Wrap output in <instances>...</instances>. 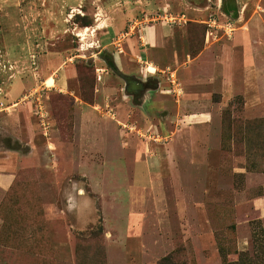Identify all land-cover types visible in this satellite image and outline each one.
Listing matches in <instances>:
<instances>
[{
	"label": "rangeland",
	"instance_id": "374dc122",
	"mask_svg": "<svg viewBox=\"0 0 264 264\" xmlns=\"http://www.w3.org/2000/svg\"><path fill=\"white\" fill-rule=\"evenodd\" d=\"M74 1L0 0V100L40 96L62 138H73V167L46 168L37 159L39 167L24 170L21 181L0 196V264H223L264 241V104L246 103L243 82L232 96L223 88L224 40L205 47L201 26L213 16L233 13L235 35H261L264 0H144L147 5L135 12L130 9L136 0H82L92 15L88 21L115 17L119 23L126 20L125 27L136 23L132 38L139 34L140 20L173 32L176 39L160 54L159 67L177 70L174 83L167 71L151 74L144 69L148 64L134 59L127 60L126 71L110 68L106 58L113 60L119 43L103 49L96 33L79 21L81 8L63 9L62 41L71 54L80 55L73 64L86 80L79 85L76 72L77 84L69 90L98 104L91 108L86 132L72 96L50 88L55 74L42 71L37 50L27 45L31 29L41 38L35 44L48 40L50 15L44 11L58 17V8ZM128 12L134 14L128 17ZM164 15L185 21L168 24ZM260 37L252 41L258 47L264 44ZM259 54L264 57V46ZM185 64L186 71L215 69L206 76V87L184 86ZM97 69H103L100 80ZM124 73L138 81L153 79L144 91L146 103L129 98ZM180 88L184 95L178 97ZM205 109L211 113L208 122H200L206 116H192ZM9 140L0 132V142ZM139 160L157 175L156 195L126 189H146L135 178Z\"/></svg>",
	"mask_w": 264,
	"mask_h": 264
},
{
	"label": "crops",
	"instance_id": "0c3cea01",
	"mask_svg": "<svg viewBox=\"0 0 264 264\" xmlns=\"http://www.w3.org/2000/svg\"><path fill=\"white\" fill-rule=\"evenodd\" d=\"M151 1L152 0H149L148 2L150 3ZM74 2H76V4H74ZM74 2L73 5L64 6L62 4L60 7L58 6V17L55 12L48 10L46 13V11H44L43 15H50L49 19H46L47 24L51 29L49 30L50 35H45V38L48 40L41 44V46L39 44H35V42H39L38 39L41 38H37L38 32L36 33L33 29H31V35L28 37L29 42L27 41V45L29 51H34L35 49L37 50L42 71L45 70V72H53L55 74V76H51L53 78V85H51L50 88L55 89L63 95L69 94L72 96L71 106L73 107L74 102L76 110L80 113L81 127L85 130L88 120H92L90 116L92 113L91 108L96 107L98 104H88L84 102L80 96L69 90L77 84L76 68L73 61L80 55L71 54V51L64 46V42L62 41L66 33L65 24L67 22L63 9H77L80 7L81 9H77V11H80L79 21L81 22L82 20L84 21V17L87 18L88 21L92 15H90L91 13L88 10L81 6L82 0H75ZM126 2V4H128V1ZM146 5L147 3H145L144 0H136V4L133 3L134 9L130 10L135 12V10L138 11V9L140 10ZM128 13V17L134 14L133 12L131 14L130 12ZM221 15V18L219 19H217L216 16L213 17H215L218 22H224L226 19H231L234 22H237L233 13H230L229 15L222 13ZM239 18L240 17H238V20ZM118 21L119 20L115 17H108L107 19L102 20L101 23H98V20L95 19L90 21L91 24L85 27L89 28L91 35L92 33H96V38L99 43L101 42L103 49L114 43L115 40L119 42L117 45L121 47V52H117V48L113 56V62L120 71L127 68V60L134 59L137 63L148 64L147 69L150 72H156V70L161 72L167 71L171 83H174L177 79V70H170L168 66L165 69H161L159 67V63L162 61V55L160 54L163 53L167 44H171L175 41L176 35L173 32L168 31V29L165 28V25L163 26L155 23L141 26L140 30L138 29L139 34L137 37L132 38V32L128 31L130 23L127 27H125L127 25L126 20L122 23H119ZM144 21L145 20H140L142 23ZM235 31L236 27L232 32V35L228 37L224 32L219 30L215 37L211 36L205 38V47L215 45L224 40L225 44H223L222 48L223 57L220 60L222 64L219 66V77L222 75L221 85H223L225 90H229V94L232 96L237 94L240 88V82H243L246 103L264 104V57L259 54L260 45L264 46V44L261 42V44H258V47L252 43L253 40L260 39V36H264V32L259 35L258 33L252 31L244 37L241 33L235 35ZM237 52L244 61L243 66L240 65L236 57ZM201 54L198 56L199 58L201 57ZM59 56L62 57L58 59V62H54L57 58H59ZM151 67L153 70H149ZM211 72H215V69H201L200 66L197 69L190 67V69L188 68L186 71L185 64L183 69H181L180 74L182 76L184 86L189 89L191 86L193 88H200L202 85L206 84L205 82H209L210 80L207 81L206 76ZM124 75L134 77L133 74L130 75L128 73H124ZM44 82H41V85L37 87L40 88L44 86ZM204 86L206 87V85ZM101 89L106 92V87H101ZM176 95L178 97L184 95L182 88L176 89ZM139 100L140 103H146V94L143 93V96ZM7 101V98L3 101L0 100V132L3 136H8L10 139V144L0 142V196L4 195L11 188H13L18 181H21V173L24 170L39 167V165L34 162L37 159L44 162L43 165L40 166H44L46 168L73 167V138L70 140L62 138V132L58 129L57 120L52 117V114L48 113L50 112V110H48V102L46 103V100L42 99L40 96L31 97V94L20 95L17 100L10 102ZM38 103L45 111V114L47 113V117L44 119L48 126L46 132L41 126L42 119L36 114L35 109ZM12 108L17 109L14 111ZM64 112H66V110ZM194 115L206 116L203 117L200 122H208V120H210L209 118L211 113L205 109L199 110L197 113L194 112L192 116ZM96 122L99 124V121ZM83 142H85V140H83ZM123 151L126 153L125 155H127V150L125 148ZM41 152L43 154H41ZM45 160H47V162H45ZM125 164L126 161L121 164V167H126ZM147 167L148 165L145 164V161H137V172L135 178L139 179L141 183L146 184V189L141 186H139L140 189H138L135 186L133 191H131L127 188L128 186H126V189L130 194L133 192L136 195H139L144 193V191L146 193L148 190L150 194H157V175L155 172L147 170ZM212 167L214 168L215 164L213 166H209V170ZM137 240V237H134L133 239L131 238V243L136 246L138 243L135 244L134 242H137Z\"/></svg>",
	"mask_w": 264,
	"mask_h": 264
},
{
	"label": "trees",
	"instance_id": "16d2710c",
	"mask_svg": "<svg viewBox=\"0 0 264 264\" xmlns=\"http://www.w3.org/2000/svg\"><path fill=\"white\" fill-rule=\"evenodd\" d=\"M90 24H91L90 21H87V19H84V21H82V26H88ZM201 26H202V41L204 43L205 33H206L207 27L205 24H201ZM106 61H107V65L110 68L117 70V67H116L115 63L113 62L112 58L108 57V58H106ZM75 67H76V72H77V78H78L79 85H80L81 82H83V81L86 82V80L84 79V76L82 75V71L78 70V68H80V67H78L76 65H75ZM122 77H123L124 81L127 82L128 85H130L131 82H137L138 81L133 76L122 74ZM127 91L133 92L134 88H130V87L128 88L127 87ZM81 99L88 104H92L91 101H87L82 96H81ZM62 111H63V109H62ZM261 235L262 236L264 235V231L261 233ZM256 244H257V246H255L253 244V248L251 250H245V251H241L240 253H238L236 260L228 261L226 259H223V264H264V241H263V238L256 241Z\"/></svg>",
	"mask_w": 264,
	"mask_h": 264
},
{
	"label": "built area",
	"instance_id": "2783aa9c",
	"mask_svg": "<svg viewBox=\"0 0 264 264\" xmlns=\"http://www.w3.org/2000/svg\"><path fill=\"white\" fill-rule=\"evenodd\" d=\"M79 11V10H78ZM80 12V11H79ZM155 18V17H154ZM157 19V18H155ZM162 20L168 22V24H172L175 23L176 21H178V23H180L181 20L185 21L183 19V16L181 17V19H176L174 17H172L171 15L169 16V18H167L166 15H164L162 17ZM139 24H141V26H143L142 22H139ZM206 24V33H205V38L208 37H215L217 35V32L219 30H221L222 32H224L228 37H230L232 35V32L235 29V22L231 19H226V21L224 22H218V20H216L215 17H211L209 18L207 21H205ZM136 27V23H132L129 26V32H132V28ZM127 31V32H128ZM77 35V34H76ZM119 43V42H118ZM118 51L117 52H121V47L119 45H117ZM148 66H146L144 69L146 71H148L147 69ZM97 72H101V73H97V78L100 80L101 79V74L103 72V69H97ZM150 72V71H148ZM151 73V72H150ZM152 74V73H151ZM36 114L42 119L41 121V126L43 127L44 131L46 132L48 129L47 123L44 121L45 117H47V113L45 114V111L43 110V108L39 105V103L36 105ZM157 140V139H155Z\"/></svg>",
	"mask_w": 264,
	"mask_h": 264
},
{
	"label": "flooded vegetation",
	"instance_id": "af4514ba",
	"mask_svg": "<svg viewBox=\"0 0 264 264\" xmlns=\"http://www.w3.org/2000/svg\"><path fill=\"white\" fill-rule=\"evenodd\" d=\"M153 79H144V81H137V82H131L130 85L127 84V82L124 81L125 83V86H124V89H125V92L128 94L129 98L131 100H135L134 98H136L138 101L139 99L143 96V93L145 91V88L151 86L150 83L152 82ZM148 85V86H147ZM127 87L129 88H134V91L133 92H128L127 91ZM140 103V101H139Z\"/></svg>",
	"mask_w": 264,
	"mask_h": 264
},
{
	"label": "clouds",
	"instance_id": "9594fccd",
	"mask_svg": "<svg viewBox=\"0 0 264 264\" xmlns=\"http://www.w3.org/2000/svg\"><path fill=\"white\" fill-rule=\"evenodd\" d=\"M74 207H75V205L70 202L69 203V210L71 211Z\"/></svg>",
	"mask_w": 264,
	"mask_h": 264
}]
</instances>
